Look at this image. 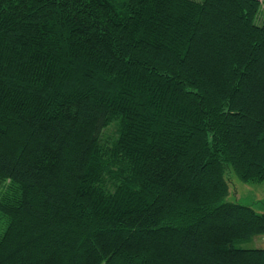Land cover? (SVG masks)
<instances>
[{
  "label": "trees",
  "instance_id": "trees-1",
  "mask_svg": "<svg viewBox=\"0 0 264 264\" xmlns=\"http://www.w3.org/2000/svg\"><path fill=\"white\" fill-rule=\"evenodd\" d=\"M264 0H0V264H264Z\"/></svg>",
  "mask_w": 264,
  "mask_h": 264
},
{
  "label": "rangeland",
  "instance_id": "rangeland-1",
  "mask_svg": "<svg viewBox=\"0 0 264 264\" xmlns=\"http://www.w3.org/2000/svg\"><path fill=\"white\" fill-rule=\"evenodd\" d=\"M226 179L229 183L228 199H236L246 204H252L257 209H260L258 207H261V203L257 201L264 200V182L247 183L233 172H229L226 175ZM238 246L244 248H264V234H258L247 241L238 243Z\"/></svg>",
  "mask_w": 264,
  "mask_h": 264
}]
</instances>
